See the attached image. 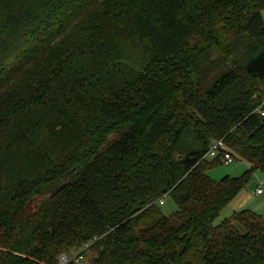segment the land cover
I'll return each mask as SVG.
<instances>
[{"label":"trees","instance_id":"16d2710c","mask_svg":"<svg viewBox=\"0 0 264 264\" xmlns=\"http://www.w3.org/2000/svg\"><path fill=\"white\" fill-rule=\"evenodd\" d=\"M263 11L0 0V264H264L260 214L216 224L264 173ZM221 139L244 175H208Z\"/></svg>","mask_w":264,"mask_h":264},{"label":"rangeland","instance_id":"374dc122","mask_svg":"<svg viewBox=\"0 0 264 264\" xmlns=\"http://www.w3.org/2000/svg\"><path fill=\"white\" fill-rule=\"evenodd\" d=\"M263 18H264V12H263ZM247 171V164L246 162L242 160H236L232 164H219L218 166H215L211 170H209L208 175L214 179V180H221L224 177H226L227 174L232 175L234 177L242 176ZM259 179H264V173H257L255 174L254 180L259 181ZM59 185L55 186V189H57ZM245 192V191H244ZM250 192H255V189L251 190ZM255 202L251 199V194H245L243 196L238 197L237 201L234 202L233 205H229L223 212L221 213L220 217L216 220V224L220 223L221 221L225 220L226 218H230L237 209L243 210L248 209L252 211L251 209H254L255 206H253ZM246 207V208H244ZM261 209L260 212L263 213L260 214L264 218V205L259 208ZM161 210L166 216L172 215L174 212L178 210V206L176 202L171 197H167L164 199V205H161ZM85 249V247H84ZM78 249L76 251H72L68 256L74 257L78 256L82 253L83 259L76 261L74 264H91L93 261V258L95 256V253L89 250H82Z\"/></svg>","mask_w":264,"mask_h":264},{"label":"built area","instance_id":"2783aa9c","mask_svg":"<svg viewBox=\"0 0 264 264\" xmlns=\"http://www.w3.org/2000/svg\"><path fill=\"white\" fill-rule=\"evenodd\" d=\"M256 113L261 117H264V103L259 108H257ZM216 158H221L222 162L225 164H232L233 162H235L233 156L226 149V145L223 139L213 142L210 145L209 150L204 157V159H216ZM256 193L257 194L263 193L262 182L258 183L256 188ZM159 204L164 205V199H161L159 201ZM82 259H83L82 254H79L78 256H74V257L63 254L59 257V264H69L71 261L78 262L79 260Z\"/></svg>","mask_w":264,"mask_h":264},{"label":"crops","instance_id":"0c3cea01","mask_svg":"<svg viewBox=\"0 0 264 264\" xmlns=\"http://www.w3.org/2000/svg\"><path fill=\"white\" fill-rule=\"evenodd\" d=\"M248 168L249 167L247 165V170H248ZM226 176L234 177V176L229 175V174H227ZM253 182H257V185H258L259 182H262L263 193L262 194H257L256 193L257 186L254 188L255 189V192H250L253 189L250 190L249 188H247V189L243 190L235 198V200L230 204V206L233 205L235 201H237L238 197L243 196L245 194H249V195L251 194V199L253 200V202H255V204L253 205V206H255V208L254 209H251V210L254 211V212H256V213H258V214H262L263 215V213L260 212L261 209H259V208H261L264 205V179L263 180L259 179V181L253 180ZM244 208H246V207H244ZM244 210H248V209H243V210L237 209L235 212H240V211H244Z\"/></svg>","mask_w":264,"mask_h":264},{"label":"water","instance_id":"95a60500","mask_svg":"<svg viewBox=\"0 0 264 264\" xmlns=\"http://www.w3.org/2000/svg\"><path fill=\"white\" fill-rule=\"evenodd\" d=\"M257 186V182H252L248 188L251 190V189H254L255 187Z\"/></svg>","mask_w":264,"mask_h":264}]
</instances>
